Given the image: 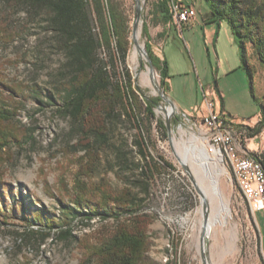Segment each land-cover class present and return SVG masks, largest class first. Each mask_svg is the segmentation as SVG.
<instances>
[{
  "label": "rangeland",
  "instance_id": "rangeland-1",
  "mask_svg": "<svg viewBox=\"0 0 264 264\" xmlns=\"http://www.w3.org/2000/svg\"><path fill=\"white\" fill-rule=\"evenodd\" d=\"M159 1L141 0L143 12L138 44L144 47L148 44L154 54L158 53L155 48L161 42L157 35L164 28L156 14ZM170 1L167 2L168 12ZM180 1L189 4L194 0H178V3ZM102 3L104 8L109 3L118 9L130 32L127 57L124 65H116L117 71L127 69L134 90L157 106L150 121H144L142 113L137 118L120 114L109 125L108 144L92 167L86 154L78 151V138L69 121L57 115L53 106L40 104L43 98L35 99L30 92V88L37 85L50 89L64 62L45 32L44 15H34L26 7L0 0V105L8 110L17 109L13 126L4 122L2 129L10 130L18 140L0 151V191L4 197L2 203L0 196V211L6 205L19 214L18 218L9 220V225H2L0 216V264H95L87 251L110 237L114 231L112 222H100L97 218L89 222L75 220L71 226L53 229L49 238L42 240L26 234L29 228L19 219L22 214L30 217L41 210L48 218L61 223L65 219L62 203L70 204V200L81 193H93L94 187L102 182L111 190H119L123 187L122 179H135L132 164L140 160L132 148V140L138 130L143 131L149 153L171 166L160 176L151 177L144 203L143 214L148 220V261L153 264H264V212L251 211L225 162L219 163L224 173L218 179V188L231 214L227 230L234 237L224 239L218 232L207 240L205 249L201 247L194 220L199 196L178 158L182 140L194 137V145L206 146L200 133L201 118L182 115L175 108L167 113L170 106L160 99L156 90H162L158 72L153 71L156 87L140 80L139 74L149 71L144 55L139 54L138 69L133 70L130 56L134 47L135 0H102ZM200 5L208 11L203 2L197 0L196 7ZM89 14L93 19L92 9ZM4 27L10 36L4 35ZM92 27L97 33L96 25ZM168 33L163 53L172 76L169 84L172 101L179 100L187 108H202L206 105V92L220 91L225 96L221 113L228 112L247 120L257 112L249 94L246 71L239 67V51L229 49L225 56L210 43L206 47L198 28L194 34L185 31L184 39L173 28ZM97 54L98 59H107L103 50H98ZM248 54L256 71L255 94L260 97L264 92L262 71L250 46ZM227 68L232 71L226 73ZM158 99L161 101L157 102ZM160 124L166 127L165 131L160 130ZM243 137L239 133L235 135L241 148L260 153L264 132L256 139ZM119 153H123L126 163L123 173L118 166ZM188 172L196 183L189 169ZM22 199L24 203H20ZM86 223L88 227L84 226ZM32 229L44 231L39 226ZM66 229H71L72 237L63 239L61 231Z\"/></svg>",
  "mask_w": 264,
  "mask_h": 264
},
{
  "label": "trees",
  "instance_id": "trees-1",
  "mask_svg": "<svg viewBox=\"0 0 264 264\" xmlns=\"http://www.w3.org/2000/svg\"><path fill=\"white\" fill-rule=\"evenodd\" d=\"M5 1L12 6L26 7L34 15H44L45 32L50 35L54 48L63 56L64 62L53 78L50 89H42L37 85L30 88V92L35 99L43 98L40 104L53 106L57 115L69 121L72 132L78 138V151L86 154L92 167H95L100 151L108 144L109 125L120 114L137 118L142 113L144 121L154 118L153 109L157 103L134 90L127 69L123 68L121 72L116 69V65H124L130 46V32L116 7L107 3L104 8L102 0ZM167 2L160 0L156 5V14L163 25L170 23ZM202 2L208 8L213 22H225L228 25L237 44L239 67L246 71L249 94L257 106L259 117L253 127L232 126L236 133L253 139L264 132V92L261 97L255 94L256 71L250 63L248 50L250 46L259 62L264 82V0ZM90 9L93 11V19L89 14ZM94 24L97 33L93 32ZM3 32L6 37L11 35L7 27H4ZM145 47L159 74L160 87L166 94L169 90L167 81L170 79L167 64L153 53L148 44ZM98 50L107 54L106 60L98 59ZM160 101L158 99L157 102ZM16 113L17 109L8 110L0 105V151L10 147L13 141H18L10 130L2 129L4 122L13 126ZM165 129L160 124V130ZM142 132L138 130L132 140V148L140 160L132 164L135 179H122L123 187L119 190H111L102 182L94 187L93 193H81L72 198L70 204L62 203L65 219L61 223L48 218L41 210L32 213L30 217L22 214L19 220L29 228L26 234L45 240L55 228L71 226L75 220L89 222L97 218L100 222H112L114 231L109 238L87 251L95 264H153L147 259L148 220L143 214L144 203L149 194L151 177L160 176L171 166L149 153ZM248 156L256 160L264 171V149L258 154L248 151ZM117 159L118 166L122 168L120 173H123L126 167L123 153H119ZM0 194L4 203L2 191ZM20 203H24L23 199ZM21 208L24 210L22 205ZM0 216L1 224L9 225V220L18 218L19 214L15 208L8 209L4 205ZM34 226L44 231H34ZM84 226L89 225L86 223ZM61 236L63 239L72 237L71 229L62 230Z\"/></svg>",
  "mask_w": 264,
  "mask_h": 264
},
{
  "label": "bare ground",
  "instance_id": "bare-ground-1",
  "mask_svg": "<svg viewBox=\"0 0 264 264\" xmlns=\"http://www.w3.org/2000/svg\"><path fill=\"white\" fill-rule=\"evenodd\" d=\"M138 1L141 5V0ZM141 24L142 20L140 17L136 32L132 34L134 47L130 56V63L134 71L138 69V56L139 54L143 56L144 50L143 46L138 44ZM139 76L140 80L148 86L156 87L153 72L147 71L139 74ZM172 112L173 109L171 108L167 110L168 114ZM195 141L194 137L189 138L187 141L182 140L178 158L181 164L191 171L192 176L196 180V187L199 191V205L195 210L194 220L201 247L205 249V244L212 234L220 232L224 239H229L230 236L234 237V234L229 229L227 230L231 214L218 188V179L224 173V170L219 166L220 160L215 154L210 153L205 145H194ZM223 162L230 167V159H223ZM258 204L264 208V199H258Z\"/></svg>",
  "mask_w": 264,
  "mask_h": 264
},
{
  "label": "built area",
  "instance_id": "built-area-1",
  "mask_svg": "<svg viewBox=\"0 0 264 264\" xmlns=\"http://www.w3.org/2000/svg\"><path fill=\"white\" fill-rule=\"evenodd\" d=\"M169 13L178 25L196 16L194 7L174 0L170 1ZM206 107L208 113L201 117L200 133L208 151L215 154L222 165L223 159H230V167L226 168L230 170L241 196L252 212H264V208H258V199H264V171L261 165L248 156L246 147L241 148L238 144L236 131L226 114L213 111L212 101H206Z\"/></svg>",
  "mask_w": 264,
  "mask_h": 264
},
{
  "label": "crops",
  "instance_id": "crops-1",
  "mask_svg": "<svg viewBox=\"0 0 264 264\" xmlns=\"http://www.w3.org/2000/svg\"><path fill=\"white\" fill-rule=\"evenodd\" d=\"M196 1L194 0L193 2L189 3V4H185L183 3V1H180L179 3H182L186 6H192L194 7L195 11H196V16L193 19H190L188 22L183 23L181 25H178L171 17L170 13V23L164 25V28L160 31V33H158L157 37L159 39H161V42L159 44H157V47L155 48L156 51L158 53H156L155 55L160 59V60H164L167 64V68H168V74L170 76V79L167 81L168 83V87L170 84V80L172 79V76L170 75V67L168 64V61L166 60L165 56H164V45L166 42V39H168L169 37V33L172 28L175 29V31L177 32L178 36L181 37L182 39H184V32H191L192 34L195 33L196 29L198 28L200 31V35H201V39L204 43V45L207 47V45L210 43L214 48H218V51L220 52V54H225V56H228V51L229 49L232 50L233 48H235L236 51L238 50L237 44L234 40V37L228 27V25L225 22H219V23H215L212 21L211 19V14L208 11H204V9L202 8V6L200 5L199 7H196ZM178 2V0H177ZM199 2H202V0H199ZM204 5V4H203ZM205 6V5H204ZM161 35V37H160ZM231 68H227L226 73L232 71L230 70ZM254 85L255 87H257V83L254 77ZM170 90H168V92L166 93V95L168 96V98L172 101V99L170 98ZM262 96V95H261ZM260 96V97H261ZM225 96L223 93L216 92H206V101H212L213 102V111L215 112H222L221 111V101L224 100ZM174 108L176 109V111H178L179 113H181L182 115L185 116H189V117H203L208 113V109L205 106H203L202 108H197L196 106L194 107H189L187 108V106L185 104H182L181 102H179V100H175L172 101ZM222 114H226L227 118L230 120V122L233 125H247V126H254L257 121H258V114L257 112H255L253 114V116H251V118H247V120H242L238 117L235 116H231L228 112H223ZM257 137L253 138L256 139ZM251 140V139H250ZM264 149V144L263 147L261 149V151ZM260 151V152H261Z\"/></svg>",
  "mask_w": 264,
  "mask_h": 264
},
{
  "label": "water",
  "instance_id": "water-1",
  "mask_svg": "<svg viewBox=\"0 0 264 264\" xmlns=\"http://www.w3.org/2000/svg\"><path fill=\"white\" fill-rule=\"evenodd\" d=\"M135 5H136V8H135V19H134V24H133V28H132V33L134 34L136 32V28H137V25L139 23V20H140V17H141V11H142V7L139 3L138 0H135ZM143 55L145 56V59H146V62L148 64V69H149V72H153L154 71V67L152 65V62L150 60V58L148 57L146 51H145V47L143 46ZM158 94H159V97L160 99L167 105L170 106L171 109H174V105L172 103V101L168 98V96L165 95V93L160 90L159 88H156ZM184 169L186 170V172L188 173L189 175V178L190 180L192 181V184L194 185L197 193H199L197 187H196V183L194 182L193 178L191 177V175L189 174L188 172V169L183 165Z\"/></svg>",
  "mask_w": 264,
  "mask_h": 264
}]
</instances>
